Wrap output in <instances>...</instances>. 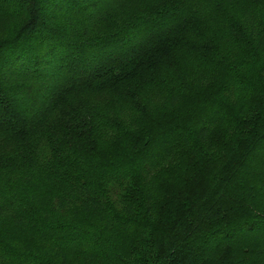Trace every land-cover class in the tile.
I'll return each instance as SVG.
<instances>
[{"label":"trees","instance_id":"16d2710c","mask_svg":"<svg viewBox=\"0 0 264 264\" xmlns=\"http://www.w3.org/2000/svg\"><path fill=\"white\" fill-rule=\"evenodd\" d=\"M116 86L119 114L173 119L61 110ZM48 113L60 134L24 143ZM7 136L0 264H264V0H0Z\"/></svg>","mask_w":264,"mask_h":264},{"label":"rangeland","instance_id":"374dc122","mask_svg":"<svg viewBox=\"0 0 264 264\" xmlns=\"http://www.w3.org/2000/svg\"><path fill=\"white\" fill-rule=\"evenodd\" d=\"M227 17L230 20V22H232V20L234 21L235 16L227 13ZM221 24L223 26V22H221ZM222 26L219 27L218 25L216 24L214 25L212 22H209L206 26L199 27V30H203L205 36L208 37L209 39H215V37L214 38H210V37H212L213 36L212 34L216 33V31L219 32L222 29ZM220 81H221L220 78L216 75L210 77V85L212 87H215L218 83H220ZM123 90H124L123 86H116L112 89L96 90V91L91 90L88 87H82L81 89L68 92L64 96L63 101H61V110L64 111L65 113L66 111L77 112L86 109L87 110L91 109L96 112L98 109H102L105 112L104 115H106L105 117L107 120H112V119L118 120L119 124L115 121L112 122H114V124L118 125L119 127H123L124 128L123 132L126 131V128L121 124L134 122V124L137 125L139 124L140 118L143 119L140 125L144 128H156L153 129V131H156L158 127L160 128L163 122L173 119L175 115L174 113L176 111L174 109H172L171 111L169 110V112L164 110L162 112H156V113L150 112V114L142 113L140 116L138 115L135 116L132 113L133 117H137V118H133L131 116V112L125 109L124 110L127 112L122 111V113L119 114V110L113 106V103L115 101L121 100V97H122L121 102L127 100L124 98V96H121ZM136 98L138 101L140 100V97L138 95H136ZM54 120L55 118L52 114L50 113L46 114L42 122L30 128L24 134L25 139H22L23 142L26 143L30 141L31 142L37 141L41 138H46L48 134L53 132H56V134H60L61 128L60 129L57 128L59 125ZM215 134L216 135L222 134L221 130L216 129ZM114 139L112 138V136L108 138V140L111 142L109 143V145L105 146L107 147L105 153L111 151V149H116L114 144ZM15 141L18 142V139H15L14 137L11 136L0 137V159L2 158L3 152L7 151L8 153V151L12 146L21 143V142L16 143ZM118 144L120 145L123 151L126 150L124 141H120V143ZM38 151L40 157L46 156V146L40 145L38 147ZM1 161H4V159L0 160V185L3 187L15 186L14 184L17 183V181H19L20 176L16 175L12 170V168H9V166L3 167L4 165L1 163ZM20 181H24V178H21Z\"/></svg>","mask_w":264,"mask_h":264}]
</instances>
